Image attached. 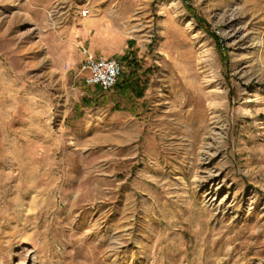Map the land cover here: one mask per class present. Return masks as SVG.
<instances>
[{"label":"rangeland","instance_id":"1","mask_svg":"<svg viewBox=\"0 0 264 264\" xmlns=\"http://www.w3.org/2000/svg\"><path fill=\"white\" fill-rule=\"evenodd\" d=\"M58 1L0 0V264H264V0L115 6L102 57L134 53L140 99L86 84Z\"/></svg>","mask_w":264,"mask_h":264},{"label":"crops","instance_id":"2","mask_svg":"<svg viewBox=\"0 0 264 264\" xmlns=\"http://www.w3.org/2000/svg\"><path fill=\"white\" fill-rule=\"evenodd\" d=\"M121 5H124L123 0H59L55 14L64 22H71L77 17L82 24V28L77 30V36L87 42L91 53L102 56L106 54V49L101 46V42L115 36L114 25L111 23L115 15L114 7ZM72 6L87 9V18L75 16L77 10Z\"/></svg>","mask_w":264,"mask_h":264},{"label":"bare ground","instance_id":"3","mask_svg":"<svg viewBox=\"0 0 264 264\" xmlns=\"http://www.w3.org/2000/svg\"><path fill=\"white\" fill-rule=\"evenodd\" d=\"M66 52H72L71 48L68 47ZM163 98V96H162ZM168 105L167 111L165 112H159L157 111V122L159 127H161L163 130L168 129V127L174 126V129L178 130V128L184 129L185 132H188L192 137L191 141L188 143V148L193 150L196 143H198V136H199V126L194 127L195 120H193L192 124H188V119L193 114V109L187 108V110H184L182 107H179L177 105V101L172 100ZM193 107V105H191ZM156 117V116H155ZM169 117H172V119H169ZM214 125H218V121H214ZM208 121H205L202 125L204 130H207L206 134L211 139L216 140V137L219 135V133H216L214 128L209 127ZM193 126V127H191ZM134 132L132 130L125 131L124 129L118 134H115V138L113 139L114 142L118 143L120 142L116 136L121 135V138L130 139L133 137ZM186 135V134H185ZM186 137V136H185ZM203 144L201 145L200 142V149L202 148L203 151H205L206 154H208L210 143H208V139H203ZM211 159V157H208ZM212 175L209 173V177Z\"/></svg>","mask_w":264,"mask_h":264},{"label":"built area","instance_id":"4","mask_svg":"<svg viewBox=\"0 0 264 264\" xmlns=\"http://www.w3.org/2000/svg\"><path fill=\"white\" fill-rule=\"evenodd\" d=\"M77 16L84 19L88 16L87 9L78 8ZM85 56L81 70L87 72L85 82L90 86H98L103 91L112 89L121 73V66L112 59L95 56L83 50Z\"/></svg>","mask_w":264,"mask_h":264},{"label":"trees","instance_id":"5","mask_svg":"<svg viewBox=\"0 0 264 264\" xmlns=\"http://www.w3.org/2000/svg\"><path fill=\"white\" fill-rule=\"evenodd\" d=\"M194 18L201 28L209 32L206 23L200 17L194 15ZM211 35L216 41L218 40L214 34ZM132 45V41H129V48H131ZM120 61L126 67L127 72L121 70L114 88L119 94H129L135 99L142 98L147 89L148 79L146 75L149 71H142L140 63L136 60V56L129 51L120 58Z\"/></svg>","mask_w":264,"mask_h":264}]
</instances>
